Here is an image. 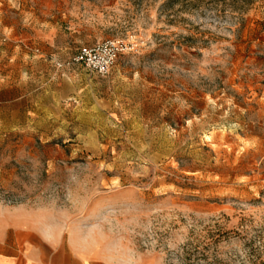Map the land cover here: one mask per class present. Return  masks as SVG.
Listing matches in <instances>:
<instances>
[{"label":"rangeland","instance_id":"rangeland-1","mask_svg":"<svg viewBox=\"0 0 264 264\" xmlns=\"http://www.w3.org/2000/svg\"><path fill=\"white\" fill-rule=\"evenodd\" d=\"M0 0V206L120 264H249L264 223V0ZM121 39L100 76L74 57Z\"/></svg>","mask_w":264,"mask_h":264},{"label":"crops","instance_id":"crops-1","mask_svg":"<svg viewBox=\"0 0 264 264\" xmlns=\"http://www.w3.org/2000/svg\"><path fill=\"white\" fill-rule=\"evenodd\" d=\"M0 264H120L23 206H0Z\"/></svg>","mask_w":264,"mask_h":264},{"label":"built area","instance_id":"built-area-1","mask_svg":"<svg viewBox=\"0 0 264 264\" xmlns=\"http://www.w3.org/2000/svg\"><path fill=\"white\" fill-rule=\"evenodd\" d=\"M129 49L128 43L121 39H107L83 47L74 57L77 63H83L100 76L110 73L119 56Z\"/></svg>","mask_w":264,"mask_h":264},{"label":"trees","instance_id":"trees-1","mask_svg":"<svg viewBox=\"0 0 264 264\" xmlns=\"http://www.w3.org/2000/svg\"><path fill=\"white\" fill-rule=\"evenodd\" d=\"M221 0H167L166 5H173L175 2H182L189 6L205 3H218ZM226 2L227 0H223ZM232 8L243 9L252 5L255 0H230ZM244 239V247L249 264H264V223L256 227L253 231H237Z\"/></svg>","mask_w":264,"mask_h":264}]
</instances>
